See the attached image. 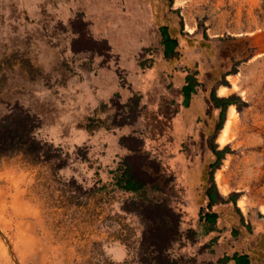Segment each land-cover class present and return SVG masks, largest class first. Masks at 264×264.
<instances>
[{
    "label": "rangeland",
    "instance_id": "rangeland-1",
    "mask_svg": "<svg viewBox=\"0 0 264 264\" xmlns=\"http://www.w3.org/2000/svg\"><path fill=\"white\" fill-rule=\"evenodd\" d=\"M161 25L179 39L172 59ZM213 94L238 116L215 168ZM127 166L181 214L173 257L233 263L240 219L264 211V0H0V264H138Z\"/></svg>",
    "mask_w": 264,
    "mask_h": 264
},
{
    "label": "trees",
    "instance_id": "trees-1",
    "mask_svg": "<svg viewBox=\"0 0 264 264\" xmlns=\"http://www.w3.org/2000/svg\"><path fill=\"white\" fill-rule=\"evenodd\" d=\"M163 54L166 58L172 59L176 57L179 48V39L172 35L168 25H161L159 27ZM93 43L104 44L108 46L106 40H91ZM110 47H107L109 50ZM197 80L192 74L186 76V82L182 87L183 103L188 105L192 94L196 92ZM130 99L134 102L135 106H139V98ZM213 102L215 108L220 109L219 128H222V121L225 120L226 109L228 105L235 103L234 97H220L213 94ZM125 123V122H123ZM138 142L139 138H135ZM136 142V141H135ZM136 143L133 145V153H136L138 149H134ZM140 149V148H139ZM227 147L218 150L215 145L213 147L214 153L217 155V160L211 163L212 167H217L220 164ZM120 187L125 190L134 192L139 199L138 206H133L130 210L136 211L139 215L144 228L140 234V243L138 250V264H183L180 260L173 257L169 250L172 244L180 237V223L181 214L175 211L166 201H154L146 197V191L143 188V184L135 178L132 166H127L126 170L118 177L117 180ZM217 188L216 184L211 180V188L208 190L207 196L212 203L215 199ZM232 197V195H231ZM235 200V196L233 197ZM209 203V204H210ZM205 221L208 224L215 222L217 218L216 212H206L204 214ZM228 260H233L234 264H250V255L248 253H234L232 256H227L222 259V262L226 263Z\"/></svg>",
    "mask_w": 264,
    "mask_h": 264
},
{
    "label": "crops",
    "instance_id": "crops-1",
    "mask_svg": "<svg viewBox=\"0 0 264 264\" xmlns=\"http://www.w3.org/2000/svg\"><path fill=\"white\" fill-rule=\"evenodd\" d=\"M211 180L212 179L209 175L207 182H211ZM233 210L234 213H236V216L242 213V210H240V205L235 206ZM250 218L254 221L253 227L251 226V221H247V219L244 221L243 218L240 219L242 228H237V232L243 236L241 239L244 244L242 249L235 251L238 253H248L250 255V264H264V212L259 210L258 213H256L254 216H251ZM232 264H234V261Z\"/></svg>",
    "mask_w": 264,
    "mask_h": 264
},
{
    "label": "bare ground",
    "instance_id": "bare-ground-1",
    "mask_svg": "<svg viewBox=\"0 0 264 264\" xmlns=\"http://www.w3.org/2000/svg\"><path fill=\"white\" fill-rule=\"evenodd\" d=\"M232 84H233V82H232ZM234 86L235 87L237 86L236 82H234ZM221 91L224 93L225 91H227V87L226 86H224V87L222 86L221 87ZM237 119H238V116H237L236 107L234 105H230L228 116L225 119V121L223 122L224 123L223 127L220 130V133L218 135V143L221 146L227 144L228 142H230L232 140V137L234 136V133L232 131H233V129L235 128V126L237 124L236 123ZM221 173H222L221 170H217V172H216V181L218 183L219 188H221L222 190L227 192L228 186L223 182V178H222V174ZM239 205L243 209H246V205H247L246 200L244 198H241L239 200ZM260 210H262V209H260Z\"/></svg>",
    "mask_w": 264,
    "mask_h": 264
}]
</instances>
